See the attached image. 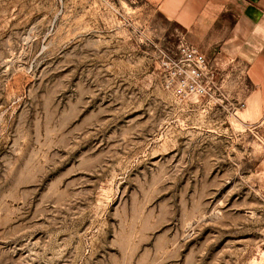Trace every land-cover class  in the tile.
Masks as SVG:
<instances>
[{"label": "rangeland", "instance_id": "rangeland-1", "mask_svg": "<svg viewBox=\"0 0 264 264\" xmlns=\"http://www.w3.org/2000/svg\"><path fill=\"white\" fill-rule=\"evenodd\" d=\"M156 0H0V264H264V115ZM233 64V65H231Z\"/></svg>", "mask_w": 264, "mask_h": 264}, {"label": "crops", "instance_id": "crops-1", "mask_svg": "<svg viewBox=\"0 0 264 264\" xmlns=\"http://www.w3.org/2000/svg\"><path fill=\"white\" fill-rule=\"evenodd\" d=\"M156 7L187 41L208 53L217 48L245 69L249 88L241 101L263 116L264 0H156Z\"/></svg>", "mask_w": 264, "mask_h": 264}, {"label": "built area", "instance_id": "built-area-1", "mask_svg": "<svg viewBox=\"0 0 264 264\" xmlns=\"http://www.w3.org/2000/svg\"><path fill=\"white\" fill-rule=\"evenodd\" d=\"M160 65L171 67V74L166 82L174 86L180 94L193 93L197 97H205L210 93L215 73L209 65L206 53L197 45L182 40L175 53L159 48ZM243 105L244 102L241 101Z\"/></svg>", "mask_w": 264, "mask_h": 264}]
</instances>
